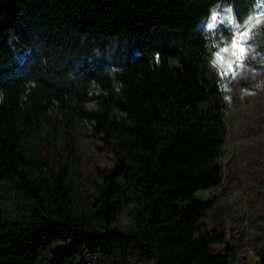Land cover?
<instances>
[{
    "label": "trees",
    "instance_id": "trees-1",
    "mask_svg": "<svg viewBox=\"0 0 264 264\" xmlns=\"http://www.w3.org/2000/svg\"><path fill=\"white\" fill-rule=\"evenodd\" d=\"M217 1L0 0V195L19 200L0 202V264L229 263L195 194L222 177L210 53L228 29L200 22ZM224 1L240 17L255 0ZM45 124L69 151L82 125L111 151L90 206L67 158L41 150Z\"/></svg>",
    "mask_w": 264,
    "mask_h": 264
},
{
    "label": "rangeland",
    "instance_id": "rangeland-1",
    "mask_svg": "<svg viewBox=\"0 0 264 264\" xmlns=\"http://www.w3.org/2000/svg\"><path fill=\"white\" fill-rule=\"evenodd\" d=\"M264 0H255L253 7L236 17L230 1H217L200 20L206 27L213 12L224 23L227 32L220 31V39L210 53V62L216 71L224 99L223 138L219 146L222 164L221 181L210 187L198 189L195 194L203 201L211 198L208 214L203 217L206 228L226 232L222 243L211 247L226 254L228 264H264ZM231 17V19H229ZM251 17V21H249ZM259 20L260 23H256ZM254 25V26H253ZM207 28V27H206ZM208 29V28H207ZM248 32L245 58L236 75L228 71V63L235 61L232 41ZM228 48L227 53L221 52ZM223 57L220 60L217 53ZM99 53V52H98ZM227 73V75L225 74ZM39 135L41 150L53 159L62 154L73 169V183L78 202L90 206L95 184L103 182L113 166V156L102 140L82 125L73 129L74 150L67 149L69 132L65 127L54 129L50 124L42 127ZM3 190V189H2ZM0 202L13 211L18 205L10 192H1ZM130 212L125 208L117 213L114 225L126 227ZM130 261V259L128 260ZM146 258H132L131 263L143 264Z\"/></svg>",
    "mask_w": 264,
    "mask_h": 264
},
{
    "label": "snow or ice",
    "instance_id": "snow-or-ice-1",
    "mask_svg": "<svg viewBox=\"0 0 264 264\" xmlns=\"http://www.w3.org/2000/svg\"><path fill=\"white\" fill-rule=\"evenodd\" d=\"M262 10H264V4H262ZM229 19H231V17H229ZM251 17H249V21H251ZM211 23H207L206 27L208 29H215L218 28L220 26V24L224 23L223 20H219L217 18V14L215 12L212 13L211 15ZM256 23H260L259 20L256 21ZM254 26V25H253ZM247 37H248V32H244L242 34H240V39L237 40H233L232 41V55L235 56V61H230L228 63V71L232 73L233 76H235L237 73L236 71L233 69V64L236 65V68L238 69L240 66V62L243 61V59L245 58V48L242 47V44H245L247 42ZM229 51L228 48H222L221 52L227 53ZM217 57L222 60L223 57L220 56V53H217ZM227 75V73H225Z\"/></svg>",
    "mask_w": 264,
    "mask_h": 264
}]
</instances>
